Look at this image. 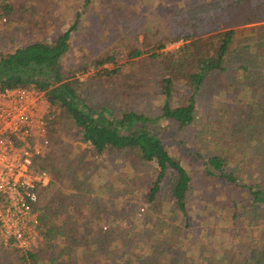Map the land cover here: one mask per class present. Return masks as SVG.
<instances>
[{
  "label": "rangeland",
  "instance_id": "374dc122",
  "mask_svg": "<svg viewBox=\"0 0 264 264\" xmlns=\"http://www.w3.org/2000/svg\"><path fill=\"white\" fill-rule=\"evenodd\" d=\"M84 1L26 0L21 10L0 19V51L58 36ZM176 1L199 0L120 2L118 18L107 23L102 22V14L90 11L101 5L93 0L83 9L60 69H76L97 53L117 47L119 38L134 35L140 23L161 24ZM176 45L168 44L166 49ZM131 66L122 67L120 75L111 79L87 80L92 68L76 73L87 81L82 95L115 114L133 110L159 117V75L155 69L139 71ZM224 67L197 94L191 125L180 130L159 117L149 126L191 176L187 220L169 201L160 205L158 200L146 201L153 179L151 164L139 163L125 151L95 154L71 136L67 124L51 135L49 152L41 159L52 161L55 169L46 174L51 183L48 196L39 199L38 195L35 209L42 214L40 203L45 202L56 203L58 212V205L64 206L54 218L61 234L56 241L59 247L64 246L63 239L70 243V236H84L74 248L71 264H218L221 260L225 264L233 243L264 241V205L246 211L251 195L243 188L264 189V52L238 46ZM176 91L174 103L187 94L180 85ZM214 155L227 159L225 170L235 176V184L215 170L206 171L204 161ZM12 247L0 239V264H16ZM39 248H45L40 233L31 249Z\"/></svg>",
  "mask_w": 264,
  "mask_h": 264
},
{
  "label": "trees",
  "instance_id": "16d2710c",
  "mask_svg": "<svg viewBox=\"0 0 264 264\" xmlns=\"http://www.w3.org/2000/svg\"><path fill=\"white\" fill-rule=\"evenodd\" d=\"M92 1L85 0L77 7L72 20L58 36L0 51V90L33 87L45 94L48 102L45 132L49 142L59 126L67 124L71 136L87 144L95 154L125 151L139 163L151 164L153 179L145 194L146 201L158 200L157 205L169 201L187 220L191 176L181 159L168 151L149 126L159 117L175 123L180 130L191 125L197 94L213 75L224 70L236 47L253 46L264 52L261 49L264 48V0L176 1L161 24L152 20V25L140 23L134 35L119 38L117 47L97 53L76 69L62 71L59 61L70 49V38L82 22L83 9ZM100 1L101 5L90 11L97 16L102 14V22L107 23L121 11L120 2L129 0ZM25 2L0 0V19L21 10ZM168 44L177 45L166 49ZM119 59L122 62L118 63ZM126 65H133L139 71L156 70L162 99L159 117L133 110L115 114L106 107L94 106L82 95L87 81L80 80L76 73L83 74L92 68L87 80L111 79L119 76ZM178 85L185 88L187 94L174 103L172 98ZM204 164L208 173L215 170L227 182L235 184V176L225 170V157L210 156ZM33 166L36 172L51 175L55 169L52 161L41 158H34ZM50 184L47 181L38 185L39 199L48 196ZM243 188L251 195L246 211L250 206L264 205V189L258 185H243ZM40 204L43 211L38 216L41 225L38 231L45 248L20 249L13 245L11 252L16 264H71L74 248L85 240L84 236H70V243L63 239L64 246L59 247L56 241L61 234L54 225V218L64 212V206L58 205V212L56 203ZM261 242L233 243L235 247L226 255L225 264H264V241Z\"/></svg>",
  "mask_w": 264,
  "mask_h": 264
},
{
  "label": "built area",
  "instance_id": "2783aa9c",
  "mask_svg": "<svg viewBox=\"0 0 264 264\" xmlns=\"http://www.w3.org/2000/svg\"><path fill=\"white\" fill-rule=\"evenodd\" d=\"M48 102L33 87L0 90V239L31 248L39 235L36 188L47 182L34 158L48 154Z\"/></svg>",
  "mask_w": 264,
  "mask_h": 264
}]
</instances>
